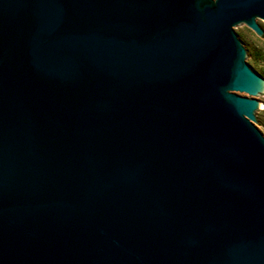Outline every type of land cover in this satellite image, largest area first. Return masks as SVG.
<instances>
[{"label": "water", "instance_id": "obj_1", "mask_svg": "<svg viewBox=\"0 0 264 264\" xmlns=\"http://www.w3.org/2000/svg\"><path fill=\"white\" fill-rule=\"evenodd\" d=\"M264 0H0V264H264Z\"/></svg>", "mask_w": 264, "mask_h": 264}, {"label": "rangeland", "instance_id": "obj_2", "mask_svg": "<svg viewBox=\"0 0 264 264\" xmlns=\"http://www.w3.org/2000/svg\"><path fill=\"white\" fill-rule=\"evenodd\" d=\"M239 34L255 45V71L264 77V39H261L250 28L239 32ZM260 100L264 102V96ZM260 129L264 132V126H261Z\"/></svg>", "mask_w": 264, "mask_h": 264}, {"label": "trees", "instance_id": "obj_3", "mask_svg": "<svg viewBox=\"0 0 264 264\" xmlns=\"http://www.w3.org/2000/svg\"><path fill=\"white\" fill-rule=\"evenodd\" d=\"M259 119L264 122V111L261 112V115L259 116Z\"/></svg>", "mask_w": 264, "mask_h": 264}]
</instances>
